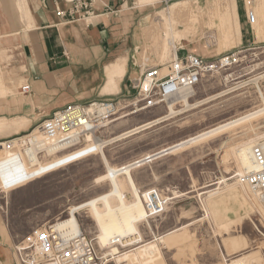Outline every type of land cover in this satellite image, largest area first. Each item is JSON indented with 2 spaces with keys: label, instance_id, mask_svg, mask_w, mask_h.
<instances>
[{
  "label": "rangeland",
  "instance_id": "1",
  "mask_svg": "<svg viewBox=\"0 0 264 264\" xmlns=\"http://www.w3.org/2000/svg\"><path fill=\"white\" fill-rule=\"evenodd\" d=\"M165 1L144 0L140 3V0H135L140 6H149L155 13L153 22L142 32L143 43L139 54L143 61L140 66L163 67L173 59L170 56L166 58L162 49L167 38L165 33L168 37L173 33L186 38L185 48L178 50L181 54L192 53L207 59L235 55L236 61L229 69L207 75L193 90L190 104L196 105L214 97L209 102L107 146L105 155L114 166L134 161L263 106L260 92L264 94V0H242L247 12L252 11L256 15L254 23H249L259 41L255 46L240 44L239 21L233 8L234 2L236 9V0ZM13 3L8 6L0 0L2 17L7 18L8 7H14ZM176 3L181 5L175 11L173 6ZM171 4L173 11L169 13ZM218 6L226 7L230 12V32L224 31L217 19L214 29L208 30V11L212 8L216 10ZM169 15H172V33ZM158 19L160 24L156 21ZM205 25H208L207 28ZM203 33L214 37L207 53L199 50L195 40ZM206 42L203 39L200 43L205 45ZM6 43L9 42L0 40V76L11 86L8 93L0 94V120L11 125L14 120H20L18 116H23L25 122L22 125L28 126L19 131L0 133V141L27 134L40 120L17 114L15 109L10 108V105L22 104L12 101H23L25 96L21 93L23 82L14 66L19 60L20 47H5ZM138 66L129 74V88L132 87L131 81L141 74ZM259 77L255 84L253 80ZM15 80L19 82L15 83ZM226 91L227 94H223ZM119 92L109 93L115 97ZM141 106L134 100V94L129 93L125 100L120 101L119 111L110 121L135 112ZM175 108L180 112L185 106L178 104ZM166 113V104L141 110L125 119L106 123L98 130L97 137L102 140L114 138ZM238 126L133 170V178L142 193L158 190L165 199H171L167 201L164 214L149 219L151 227L146 222L139 227L147 242L163 237L162 241L154 242L160 251L154 264H264V215L241 198L242 186L238 182L235 158L236 149L256 138L255 134L258 138L264 136V115ZM13 154L17 155L8 157L6 165L0 166V245L5 249L0 264H26L25 256L19 255L16 247L23 246L29 235L44 231L59 219L66 218L71 206L82 204L110 189L108 182L95 183V179L105 172V163L99 151L86 153L47 172L29 168L19 152L14 151ZM44 157L41 162L45 166L55 161L53 157ZM16 169L19 173L11 176L10 171ZM234 186L232 195L224 196V191ZM213 192L223 195H217L222 199L215 203V210L210 207L211 198H208ZM204 204L211 209L209 216L203 209ZM78 220L81 230L95 238L97 230L89 208L79 211ZM96 244L100 254L107 257L97 241ZM135 248L119 246V256ZM133 254L136 256L135 264H143L140 255L137 252ZM117 256L107 257L105 264H117Z\"/></svg>",
  "mask_w": 264,
  "mask_h": 264
},
{
  "label": "crops",
  "instance_id": "2",
  "mask_svg": "<svg viewBox=\"0 0 264 264\" xmlns=\"http://www.w3.org/2000/svg\"><path fill=\"white\" fill-rule=\"evenodd\" d=\"M11 4L12 1L7 3L8 6ZM13 4L14 7H8L7 18L2 17L0 9V40L9 42L4 44L5 47H20L19 60L14 66L23 85L31 87L23 101H12L14 104L22 103L14 107L10 105L15 113L31 119H43L69 104L108 99L114 95L109 92L120 91L115 96L117 98L133 93L129 88V74L143 61L139 54L142 32L153 22L155 15L149 6H140L135 0H96L93 19L64 22L55 12L57 5L64 9L67 7L64 1L19 0ZM236 12L240 44L258 45L242 0L238 3L236 0ZM156 21L160 24L159 19ZM171 21L172 15H169L172 33ZM165 42L163 52L166 58L172 57ZM10 86L11 83L7 84L0 76V94L8 93ZM18 119L11 125L0 120V133L19 131L28 126L22 125L25 117L18 116ZM4 252L0 245V257Z\"/></svg>",
  "mask_w": 264,
  "mask_h": 264
},
{
  "label": "bare ground",
  "instance_id": "3",
  "mask_svg": "<svg viewBox=\"0 0 264 264\" xmlns=\"http://www.w3.org/2000/svg\"><path fill=\"white\" fill-rule=\"evenodd\" d=\"M1 1L3 3L10 2L9 0H1ZM12 1L17 2L19 0H12ZM179 5H181V3L174 4L173 8L175 11L176 9H178ZM233 8H234L235 16L237 19L238 17H237V12L234 6V2H233ZM172 11L173 10L171 6L168 12H172ZM228 11L229 10L226 7L222 8V6H218L216 10H214L213 8L212 10H209L208 17L210 20V24H209L208 30L212 31L214 29L213 26L215 24V20L217 19L221 24V28L224 31L230 32L228 21L231 15L229 17L230 12ZM207 26L208 25H205L204 27L207 28ZM172 31H173V26H172ZM165 36L167 37L165 40L166 41L165 47L167 48L168 53L171 52L172 57H175V53L178 52V50L185 48V42H186L185 37H177L173 33H172V36L170 37H168V33L167 34L165 33ZM203 39H206L207 41L205 45L200 43L201 40ZM211 39H214V37L210 36V34H205V33H203L197 39H195L196 43H198V48L199 50H201V52L205 51L207 53V51H209L210 43L214 42ZM162 73L163 75H165L167 73V70L163 69ZM259 79L260 77L257 79L255 78V80H253L255 84L256 82H258ZM249 84H250V81H249ZM192 94H193V90H189V91L184 90L180 92L178 95H176L175 97L167 101L166 103L167 113L165 115L161 116L158 119L151 120L145 123L144 125L127 132L124 136L118 135L114 138L103 139V140L102 139L95 140V139L89 138V141L91 142L88 143L87 145L79 144V145H76L75 147H67V146H60V145L55 146L52 144H47L42 139L35 136L34 134L26 138H22L18 140L15 139L13 141V144L15 146L14 151L19 152L23 156L29 168H35L38 172L39 171L47 172V171L53 170L54 168H57L64 163H68L75 159H78L82 155L89 153L91 151H99L103 157L102 159L104 160V163H105V172L95 179V183L99 184L103 182H108L110 184V189L94 198L89 199L86 202H83L82 204L71 206L68 209V216H66V218L64 219H59L53 225V228L57 231L65 232L68 235H75L79 233L82 230H81L80 223L78 220V213L79 211L83 209L89 208L93 222L97 230L95 239L100 249L102 250L103 254H108L107 257L118 255L117 257H115L117 264H122L125 262H127L128 264H131V263L135 264L136 256L133 253L137 252L142 258L143 264L156 263L157 258H159V255H160V251L158 249V245L155 244L154 242L157 240L162 241L163 237H160L159 239L156 238V240L152 242H147L144 240L143 234L140 231L139 227H140V224L143 222H146L148 226L151 227L150 220H149L151 218L149 217V214L146 211V206H145V201H144V198H146V195L148 191L150 190L144 193L140 191V188L137 186L133 178V175H132L133 170L137 169L138 167H141L147 162H153L156 159H159L165 155L174 154L178 151L184 150L192 145L200 143L201 141L205 139H208L213 136L215 137L217 134L223 131L230 130L236 126L239 127L238 125H241L246 122H250L252 119H256L257 117L259 118V116L264 115V94L260 92L263 106L254 112L245 114L240 118L230 120L214 128L205 130L195 136H191L187 139L181 140L180 142L176 144L167 146L158 151L147 153L143 157H140L138 159H135L134 161L122 164L120 166H114L108 162L107 157L105 155V148L109 146L110 144H113L118 140L120 141L121 139H127L142 131L150 129L151 127L155 125H158L160 123L173 119L177 117L178 115H181L187 111L193 110L203 105L204 103L209 102V100L214 98V97H210L203 101H199L198 103H196V105H194V104H190V99L193 97ZM223 94H227V91L226 93L224 92ZM178 104H183V106H185V108L180 112L174 110L176 109L175 107ZM124 108H127V107H124ZM139 111L141 110H137L131 113H126L119 118H116L110 122H107V124L114 123L121 119H125L129 117L130 115L135 114ZM254 136L256 138L242 145L235 151V158H236V163H237L238 172H239L238 174H241L245 169L251 167V160H250L251 148L257 144H262V146L264 147V136L261 138L257 137L258 134H255ZM27 139H29V142H27ZM24 142H26V147L22 148V143ZM84 145L86 146L83 147ZM72 150L75 152L70 154ZM13 152L12 153L3 152L1 154V160H0L1 165L0 166H3L2 164H4V166L6 165L8 157H11L12 155L13 156L17 155V154H13ZM40 152H44L45 157L46 156L53 157L55 161L50 166H45L44 163L41 162V158L39 157ZM61 155H63L66 158L61 157ZM10 173L12 176V175L19 173V170L18 169L11 170ZM228 189H229L228 191L227 190L224 191L223 193L224 196H231L232 195L231 192H233L232 190L235 189V186L232 188H228ZM241 189H242V192L240 193L241 198L244 201H246L248 204H250L251 208L257 207L258 210L264 215V201L260 200L259 197L250 188L246 186H242ZM247 189L249 190V192L247 191ZM218 192H213L212 194L208 196V198H211L210 207L213 210H215L214 209L215 203L220 201L222 199L220 197L223 196L221 194H218ZM202 194L203 193H201L200 195ZM217 195H221V196H217ZM166 200L170 201L171 199L166 197ZM210 207H208L205 204L203 205V209L205 210L207 216H209V212L211 210ZM137 245H140V246H137ZM119 246L121 247L132 246V248L133 247H136V248L129 250L128 252H125L121 256H119V254L121 253ZM237 264H244V263L239 262Z\"/></svg>",
  "mask_w": 264,
  "mask_h": 264
},
{
  "label": "built area",
  "instance_id": "4",
  "mask_svg": "<svg viewBox=\"0 0 264 264\" xmlns=\"http://www.w3.org/2000/svg\"><path fill=\"white\" fill-rule=\"evenodd\" d=\"M61 1H64L67 7L64 9L57 5L55 12L64 22H87L95 17L96 0ZM247 20L251 25L254 23L252 11L247 12ZM235 61V55L207 59L192 53L176 52L175 57L166 66H140V76L131 81L134 100L142 105L136 111L165 105L180 92L197 88L207 75L229 69ZM163 69L167 70L165 75L162 73ZM30 91L31 87L28 84L21 87V93L24 95H28ZM125 98V96L111 97L103 101L69 104L51 116L40 119L27 134L0 141L2 144L0 158L3 152L14 151L15 139L26 138L32 134L45 143L55 146L75 147L79 144L87 145L91 142L89 138L100 140L97 137L98 130L118 113V105ZM24 147L26 142L22 143V148ZM44 155V152L39 153L41 159ZM250 160L251 167L237 175L238 182L250 188L260 200L264 201V147L262 144L251 148ZM144 201L150 218L161 216L167 209V200L158 190L148 191ZM22 244L23 246L20 245L16 249L19 255L25 256L26 264H105L107 258L100 254L96 239L90 237L85 231L68 235L55 230L53 225L44 231H35Z\"/></svg>",
  "mask_w": 264,
  "mask_h": 264
}]
</instances>
